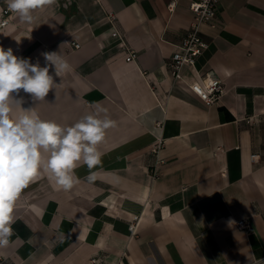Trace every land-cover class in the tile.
Returning <instances> with one entry per match:
<instances>
[{
    "label": "crops",
    "instance_id": "obj_1",
    "mask_svg": "<svg viewBox=\"0 0 264 264\" xmlns=\"http://www.w3.org/2000/svg\"><path fill=\"white\" fill-rule=\"evenodd\" d=\"M193 1L54 0L30 24L8 13L0 47L41 67L42 53L60 52L71 66L60 77L50 69L59 85L44 101L21 90L22 107L64 127L87 115L116 124L97 146L100 164L89 170L81 161L72 189L41 167L16 201L13 235L0 248L4 263L256 264L264 257V0H218L216 27L201 26L207 49L175 82L168 64L193 20ZM5 6L0 0V12ZM208 74L224 90L212 106L188 88ZM21 114L14 108L11 118ZM241 219L250 234L237 227Z\"/></svg>",
    "mask_w": 264,
    "mask_h": 264
},
{
    "label": "clouds",
    "instance_id": "obj_2",
    "mask_svg": "<svg viewBox=\"0 0 264 264\" xmlns=\"http://www.w3.org/2000/svg\"><path fill=\"white\" fill-rule=\"evenodd\" d=\"M7 9L21 23H32L33 12L51 5L54 0H4ZM45 66L30 58L14 55L13 49L0 47V248L8 246L13 235L14 208L21 192L39 174L41 167L65 191L79 182L74 170L86 165L89 170L101 162L97 146L105 139L107 129L116 122L87 115L71 126L43 120L33 108H23L22 90L33 101H44L57 84L56 76L70 71L71 66L60 52H44ZM14 108L21 115L11 118ZM46 153L47 159H43ZM94 179V173L87 177ZM264 264V260L256 261Z\"/></svg>",
    "mask_w": 264,
    "mask_h": 264
},
{
    "label": "built area",
    "instance_id": "obj_3",
    "mask_svg": "<svg viewBox=\"0 0 264 264\" xmlns=\"http://www.w3.org/2000/svg\"><path fill=\"white\" fill-rule=\"evenodd\" d=\"M217 1L218 0H195L193 1L189 9L193 15V20L186 31L185 35L182 37L179 43L175 45L174 52L170 58L168 64L169 70L173 76L175 82L182 79V69L183 67H191L194 69L196 59L207 49L208 44L201 37V26L207 24L211 27H216V14H217ZM175 2H171L168 7L169 10H173ZM10 11L7 6L0 12V28L7 26L9 23L8 13ZM108 19L110 22L113 21L114 15L109 13ZM110 35L116 38L122 44V48L126 49L129 56L126 58L128 62L133 61L136 57L135 52L126 47L124 43L123 36L114 28H111ZM74 48H79L78 43H73ZM146 76V73H145ZM147 77V76H146ZM188 88L196 96H198L207 106L215 105L221 95L223 94V84L222 81L213 75H198L197 79L188 84ZM153 93L157 96L156 91ZM158 97V96H157ZM161 147V143H155L152 147L153 153H157ZM252 160L255 161L258 155H252ZM153 177L158 176L157 170L154 168L151 171ZM138 222V217H133L132 221L129 223L128 229L131 234L135 233L136 226ZM237 227L243 230L246 234H250L252 231L251 223L247 219H241L236 222ZM260 260H264L262 257ZM93 264H101V260L98 258L91 259ZM0 264H6L0 259Z\"/></svg>",
    "mask_w": 264,
    "mask_h": 264
}]
</instances>
